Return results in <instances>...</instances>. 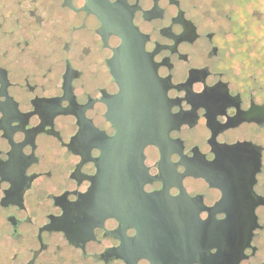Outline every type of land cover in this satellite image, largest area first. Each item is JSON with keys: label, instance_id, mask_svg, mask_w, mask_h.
Listing matches in <instances>:
<instances>
[{"label": "flooded vegetation", "instance_id": "1", "mask_svg": "<svg viewBox=\"0 0 264 264\" xmlns=\"http://www.w3.org/2000/svg\"><path fill=\"white\" fill-rule=\"evenodd\" d=\"M0 264H264V0H0Z\"/></svg>", "mask_w": 264, "mask_h": 264}]
</instances>
